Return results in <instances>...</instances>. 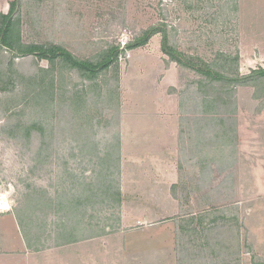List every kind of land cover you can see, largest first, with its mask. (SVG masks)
Masks as SVG:
<instances>
[{"label": "rangeland", "instance_id": "rangeland-1", "mask_svg": "<svg viewBox=\"0 0 264 264\" xmlns=\"http://www.w3.org/2000/svg\"><path fill=\"white\" fill-rule=\"evenodd\" d=\"M12 1L0 0V12L7 13ZM21 4L26 44H56L81 59L98 61L109 46L124 47L145 30L161 26L171 44L187 55L221 63L222 53L239 54L242 75L264 68V0H21ZM161 42L158 34L146 47L127 51L118 66L94 81L61 61L52 66L34 56L15 58L11 69L13 54L0 49V264H155L144 242L162 234L157 230L162 225L154 226L153 218L178 219L190 211L216 221L197 239L190 237L196 240L192 247L186 240L189 253L197 252L195 246L200 250L190 261L185 255L180 258L185 250L173 240L176 250L166 264H263L264 219L259 216L264 218V199L244 176L252 153L242 129L264 113V86L233 89L236 127L224 124L222 118L230 110L203 106L202 77L168 62ZM205 90L213 93L216 87ZM259 122L264 129V119ZM118 151L120 210L100 198L87 202L75 216L49 212L44 203L36 215L41 228L79 220L83 227L87 224V236H102L74 245L72 251L67 246L32 253L15 217L31 203L29 194L36 191L34 199L40 202L67 190L75 178L88 182L96 177L94 170L102 172L101 158ZM138 162L152 174L171 163L181 171L183 182L173 190L181 206L175 202L167 207L164 199L167 202L171 193L164 186L158 185L153 195L160 198L161 207L148 201L150 194L136 191L133 174L141 169ZM191 198L194 203L187 204ZM60 253H65L62 259Z\"/></svg>", "mask_w": 264, "mask_h": 264}, {"label": "trees", "instance_id": "trees-1", "mask_svg": "<svg viewBox=\"0 0 264 264\" xmlns=\"http://www.w3.org/2000/svg\"><path fill=\"white\" fill-rule=\"evenodd\" d=\"M21 6V0H14L10 3L7 13L0 12V49L7 50L13 54L9 64L11 69L14 68L15 58L34 56L40 60L48 61L52 66L61 61L72 70L81 73L86 79L94 81L112 67L118 66L119 57L125 56L127 51L146 47L154 36L162 34L161 51L168 57V62L191 70L202 77L204 84L201 89L203 93H206L202 102L203 106L208 108V106L212 105L215 108H222V110H230L226 111V118H222L224 124L232 122L236 127L234 117L237 114V100L234 90L238 86L256 85L259 86L257 89H261L264 86V68L254 70L248 75H242L240 73L239 54L232 56L231 54L222 53L221 63L220 61L208 62L200 56L187 55L171 44L167 29L161 26H153L145 30L141 35H137L127 42L124 47L121 44L109 46L98 61L81 59L65 47L56 44H26L21 34L23 29L22 17L19 14ZM209 86L216 87V92L206 91L205 89H208ZM261 90H264V87ZM51 97L52 94L50 92L48 93L47 102ZM53 102L52 100L51 103ZM233 106L234 108L231 110ZM35 127L36 125L34 124L31 128L35 129ZM47 146L50 147V144L47 143ZM101 169L102 172L100 173L94 170L96 177L93 179L95 180L92 179L88 182L87 178L79 177V180L77 178L74 180L73 176L70 177V180L74 181L70 182L69 188L59 191L54 198L46 195L38 202L37 197L34 199L36 191H32L29 194L31 203L25 209L20 208L15 214L17 224L24 235L26 246L29 250L32 252L44 250L50 239L54 241L53 243L56 246H63L102 236V234L87 236V224L86 227H83L84 223L79 220L56 224L55 227L50 229L41 228V225L36 220L37 210L42 203H44L43 207H46L49 212L59 214L65 211L75 216L78 212L80 214L82 207H87V202H93L101 198L103 203L108 205L109 208H118L120 210L123 197L119 181L121 174V156L119 151L116 156H113L112 153L103 156L101 158ZM85 215H87V212Z\"/></svg>", "mask_w": 264, "mask_h": 264}, {"label": "crops", "instance_id": "crops-1", "mask_svg": "<svg viewBox=\"0 0 264 264\" xmlns=\"http://www.w3.org/2000/svg\"><path fill=\"white\" fill-rule=\"evenodd\" d=\"M256 119L252 120L251 123H248V125L242 129L243 132L242 134H245V141H247L248 143L251 144L250 148H249V153H252L249 157V166L248 168H245L243 171H246V173L244 174V176H246L247 178H250L249 180H251L252 183V188L255 189L257 192H259L258 194H261L263 199H264V185L263 187L261 186L263 181H262V175H264V141L262 143V139H264V129H263V124L262 121L264 119V113H259L257 115L254 116ZM261 125V126H260ZM263 129V130H261ZM263 136V137H261ZM260 138H262L260 141H258ZM243 142V141H241ZM250 160H253L254 162L251 164ZM140 161V158H139ZM138 164L140 165L141 169H137L136 172L133 174V178H134V183H135V188L136 191L140 192V193H148L149 195V202L151 203H155L158 205V207H161L163 205L162 201L159 200L160 198H156L153 195L155 194V192H158V185L164 186L165 188H167V190H169V192L171 193L169 195V202L164 199V203L169 204V208L172 207V204L175 202H180V199L173 194V190L175 188H177V185L179 183H182V174L181 171L177 170V167H174L173 163L169 164L170 166L166 167V169L162 170L160 173L157 172L155 174L151 173V169H144V163H137V167ZM174 167V169H173ZM250 168V171L248 170ZM160 170V169H159ZM169 170V171H168ZM156 171V169L154 170V172ZM196 177V174H195ZM142 178H146L145 180H143ZM181 178V179H180ZM194 199H187L188 203L187 204H191ZM181 206V204H180ZM152 213H154L153 211H151ZM200 213L202 212H198V211H190L185 213L184 215L180 216L178 219L174 218L173 215H169L166 218H157L155 216V218H153V225L154 226H159L162 225V227H160L159 229H157L159 232H162L161 236L160 235H156L148 244H147V240L144 241L146 242L147 248L148 250L153 253L150 254L151 257L154 258L155 260V264H166L168 263V261H170V258L172 257V251L176 250L175 248L172 249V243L173 240H177L178 241V245L179 243L182 244V250L184 248V253L180 258H185L184 255L186 257H189L188 259H185L186 262L190 261L191 257H193V255L195 253H198V250L195 246V250L197 252H188V250H190L189 248H185V244H187L186 240H189L190 242V246L192 247L195 243V241L191 240L190 237H192V235L196 236V239L199 235L200 232L203 231H207L209 228L208 224H213L214 221V217L213 219H210V216H202ZM264 216V215H263ZM262 216H259L260 219H264ZM140 231H137V233H139ZM190 232V233H189ZM189 233L188 237H185L187 234ZM146 239V238H145ZM49 243V242H48ZM46 245L45 249L40 251V252H32V253H43L45 251H48L50 249H56V248H67V246H69V248L67 249H71L73 248L74 245H84L85 243H87V239L85 240H81L79 242L76 243H72V244H68V245H63V246H56L55 244H48ZM25 244V243H24ZM24 246V245H23ZM142 246V245H141ZM25 247V246H24ZM71 247V248H70ZM143 247V246H142ZM27 248V247H26ZM28 253V249L26 250ZM68 251H72L68 250ZM67 250L65 252H68ZM77 253H67L68 256H75ZM61 259L62 257L65 255V253H60L58 254ZM6 256L11 257V254H7ZM197 258H199V255H195ZM150 259V258H149ZM151 260V259H150ZM183 260V259H182ZM151 262H153L151 260ZM264 264V262H263Z\"/></svg>", "mask_w": 264, "mask_h": 264}, {"label": "built area", "instance_id": "built-area-1", "mask_svg": "<svg viewBox=\"0 0 264 264\" xmlns=\"http://www.w3.org/2000/svg\"><path fill=\"white\" fill-rule=\"evenodd\" d=\"M125 44H126V43H125ZM125 44H124V45H125Z\"/></svg>", "mask_w": 264, "mask_h": 264}, {"label": "bare ground", "instance_id": "bare-ground-1", "mask_svg": "<svg viewBox=\"0 0 264 264\" xmlns=\"http://www.w3.org/2000/svg\"><path fill=\"white\" fill-rule=\"evenodd\" d=\"M4 210V209H3Z\"/></svg>", "mask_w": 264, "mask_h": 264}]
</instances>
